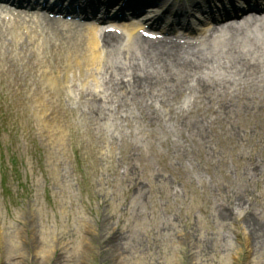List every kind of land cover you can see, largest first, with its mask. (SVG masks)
Masks as SVG:
<instances>
[{
	"label": "rangeland",
	"instance_id": "1",
	"mask_svg": "<svg viewBox=\"0 0 264 264\" xmlns=\"http://www.w3.org/2000/svg\"><path fill=\"white\" fill-rule=\"evenodd\" d=\"M262 52L102 96L0 61V264H264Z\"/></svg>",
	"mask_w": 264,
	"mask_h": 264
},
{
	"label": "bare ground",
	"instance_id": "2",
	"mask_svg": "<svg viewBox=\"0 0 264 264\" xmlns=\"http://www.w3.org/2000/svg\"><path fill=\"white\" fill-rule=\"evenodd\" d=\"M133 0H131L132 2ZM256 2V0H253ZM258 1V0H257ZM137 4H140L137 2ZM149 17L152 13H148ZM264 21V12L262 14L256 15V12L249 15L246 19H243L242 21H236L234 23L233 28L238 32V29H241L246 31H252L254 27L261 22ZM208 26H201V30L203 31V35H206L207 32H210L211 34H217L222 29L226 28V26H218L215 24H211ZM232 26V25H231ZM122 35L124 37V32L126 33V39H131L133 32L128 31V29L124 30L122 29ZM233 30V31H234ZM48 29H43L40 32V35H36L35 33L31 35H27L28 38L21 37L18 42L16 40L11 39L9 41V44L7 41H0V51H4L7 47L9 49H15V53L13 55V61L14 57L20 61V59H27L21 63H24L21 68H24L25 71H30V66L39 65L41 68L40 75L43 77L45 81H47L51 86H58L61 85V89L67 90V87L69 85V82L71 79L76 80L79 79L83 83L87 84L89 79H93V81L98 82V78L95 74L96 71H101L103 69L102 64L107 62L104 61V59H108V50L106 48L108 47H117L118 49L116 51H121L124 47L126 48V44L124 43V39L121 41L120 37L118 35L114 36V34L110 33H103V39L101 40V44L99 43V37L96 35V31H84V34H81V36L76 37V44L70 43V46L68 48H64L59 45V47H55L52 42L47 40L48 34L46 33ZM257 31V29H256ZM223 32V31H222ZM99 32H97L98 34ZM227 33V31H226ZM244 33V32H243ZM135 34V32H134ZM229 34V33H227ZM242 34V33H241ZM219 35L214 38L215 41H221L222 39H218ZM26 39V40H25ZM49 43V44H48ZM83 43L82 46L79 44ZM236 42L226 43L223 44L224 48L228 49L229 51L238 53V56L240 59L249 61L256 59V55H253L251 53V50H248L247 47L240 46L238 44H235ZM78 44V45H77ZM51 45V49H50ZM34 48V51L37 53L39 51H49L46 52L47 55L53 59L60 58L61 62H64L63 68L58 71V66L56 64L49 63L46 61V65H44L43 61H39V57L35 58L33 62L28 61V56H24L23 58H20V55L18 56V48H26V47ZM257 49H260V47L257 46ZM53 50H56L57 52L68 53L61 57V55H58L57 52L54 53ZM259 51V50H258ZM257 51V53H258ZM249 52V53H248ZM50 53L53 55L51 56ZM124 53V52H123ZM256 53V52H255ZM250 55H253V57H248ZM200 55H202V52L200 48L193 47L192 49H187V46L185 50L179 49V50H169L164 49L162 51L152 52V51H144L143 56H132L129 59L124 60L123 62H115L107 68V70L110 71L111 74H113L115 71H118L119 74L122 75V83H127V87L131 90L132 93H136V91H140L143 88H149L153 85L154 80L162 79V75L166 74H173L178 73L182 71H187L189 73L198 74L200 67H201V61L204 60L207 62L208 59H199ZM47 56V57H48ZM143 57L147 59L145 62L143 60ZM153 57V58H152ZM192 57H194V60H192ZM143 60L144 63L140 64L138 63L139 60ZM0 61L2 63L5 62V55L0 57ZM119 63V64H117ZM14 65L17 64L16 61L13 63ZM245 64V62H244ZM158 65V66H157ZM53 74V75H52ZM73 75V77H71ZM79 77V78H78ZM201 77V76H200ZM218 82V81H217ZM222 83V82H219ZM82 85V88L84 85ZM119 84V82H117ZM197 84H200V86L205 88V83L203 80H200L197 82ZM21 86L20 84H18ZM97 87H99L97 85ZM54 88V87H53ZM55 89V88H54ZM60 89V90H61ZM91 93L94 92L92 95L96 96H102L101 91H90ZM99 112V111H98ZM253 225V223H250ZM260 228L257 225H253L252 227H248V239H250V236L258 237L261 232Z\"/></svg>",
	"mask_w": 264,
	"mask_h": 264
}]
</instances>
